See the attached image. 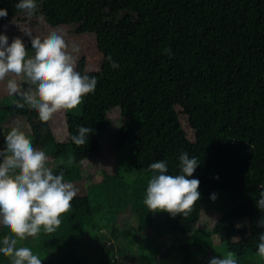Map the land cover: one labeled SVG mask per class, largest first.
Segmentation results:
<instances>
[{"label": "trees", "instance_id": "obj_1", "mask_svg": "<svg viewBox=\"0 0 264 264\" xmlns=\"http://www.w3.org/2000/svg\"><path fill=\"white\" fill-rule=\"evenodd\" d=\"M16 2L0 0V8L8 11L0 18V32L14 38L20 25L40 16L51 26H70L79 34L95 30L101 52L98 69L86 70L83 58L76 62V71L96 77L95 91L65 113V140L45 145L57 155L53 171L62 170L65 182H71L78 194L69 211L61 214L56 231L42 232L46 255L34 254L42 264H130L135 257L127 251L129 240V248L136 244L142 253L147 250L142 257H153L155 263L161 258L164 264H174L170 258L175 252L180 264H208L215 240L210 230L195 227L201 206L219 192L245 205L259 198L264 185V0H44L32 16L16 9ZM100 14L111 24L97 23ZM188 34L195 39L196 72L205 83L203 105L217 113L214 129L208 132L189 123L182 110L188 103L181 108L175 101L174 76L188 75L178 65L174 72L173 66L180 63L178 49ZM21 39L31 53L30 42ZM108 56L117 62V69L110 67ZM17 103L22 102L0 106V130L9 114L24 116L31 129L48 126L50 120H39L27 106L17 110ZM119 118L123 123L109 136L106 152L103 134ZM78 125L94 130L79 146L71 140ZM123 145L129 160L120 168L111 150L117 155ZM182 152L200 162L193 173L200 180V199L187 215L168 213L158 221L144 204L152 172L149 166L139 171L137 163L147 156L154 157L151 163L166 160L168 174L176 175ZM96 154L113 160L103 166L102 179L83 191L76 184L81 180L78 163ZM124 212L141 226L128 225L131 219L118 227L115 219ZM261 215L247 218V234L241 240L220 237L221 247L238 264H264L257 254L258 234L264 231L256 227ZM94 221H100L108 237L92 259L81 247L92 246L91 236L99 230L93 229ZM160 227L164 233L188 234L189 241L156 243L152 235ZM148 228L156 230L147 238L142 232ZM8 236L11 233L0 229V241ZM0 264H10V259L0 257Z\"/></svg>", "mask_w": 264, "mask_h": 264}, {"label": "clouds", "instance_id": "obj_2", "mask_svg": "<svg viewBox=\"0 0 264 264\" xmlns=\"http://www.w3.org/2000/svg\"><path fill=\"white\" fill-rule=\"evenodd\" d=\"M43 3L44 0H17L15 8L32 16ZM7 15V9L0 8V18ZM23 35L30 42V56L21 38L14 37L9 42V37L0 32V81L7 77L6 94L22 102L15 105L17 110L23 111L27 106L46 122L60 110L76 108L83 96L95 91L96 77L74 69L73 56L62 34H50L43 41L33 39L29 31H23ZM76 51L74 46L72 52ZM107 60L113 69L119 67L111 56ZM21 79L23 86L18 84ZM93 131L78 125L71 140L75 145H84ZM178 159L176 175L168 174L166 160L149 165L152 176L144 204L150 211L187 215L200 199V180L193 176L200 163L198 158L182 152ZM47 160L45 152L33 148L31 141L17 130L6 136L0 151V229L11 236L0 241V257L9 258L10 264H42L29 247H17L18 240L36 237L42 230L55 232L61 224V214L69 211L77 195L73 185L65 182L64 172H54ZM210 199L215 200L216 194L212 193ZM255 204L262 213L256 227L264 229V185L260 186ZM257 254L264 258V231L258 234ZM208 264H238V259L228 253L222 258L213 256Z\"/></svg>", "mask_w": 264, "mask_h": 264}, {"label": "rangeland", "instance_id": "obj_3", "mask_svg": "<svg viewBox=\"0 0 264 264\" xmlns=\"http://www.w3.org/2000/svg\"><path fill=\"white\" fill-rule=\"evenodd\" d=\"M111 19L102 14L98 15L97 23L102 24H111ZM23 31L31 32L32 38L35 39H46L50 34H62L68 45V51L71 52L73 56V64L75 67L76 62L83 58L85 63L86 70L98 69L101 60V52L99 48V44L97 41V37L94 33L95 30L85 31L83 33H76L73 31V28L66 25L60 26H51L44 22V20L40 16H34L29 19L25 25H20L18 29L14 32L15 37L21 38L23 35ZM9 37V42H11L12 37L11 34H6ZM78 48V51L72 52L73 47ZM179 59L180 63L174 64L173 69L176 72L177 65L181 67V70L187 71V76H179L175 74L174 81L176 83V93H175V101L182 108V104L188 103L186 109L182 108L186 117H188L189 123L197 130L202 132H208L209 130H213L215 126V118L217 113L208 105L204 104V80L199 78L198 72V60L196 58L195 53V39L191 36L186 35L179 46ZM29 56L31 55L30 52ZM197 71V72H196ZM197 73V77H194ZM7 82V77L4 81H0V106H8L9 104L17 102L14 97H9L5 91V85ZM18 84L23 86L22 79L18 81ZM26 87V86H25ZM72 110V109H70ZM69 112V110H60L57 113H54L50 118V123L48 126L31 129L25 117L19 114L16 115H6V121L1 125L0 130V151L4 149V141L6 136L10 134L11 131L17 130L21 134H23L26 139L31 141L33 148L43 150L48 157L47 164L48 166L55 169L57 165V155L54 152L48 150V147L45 145L50 141H64L67 135L66 122H65V113ZM113 121V120H112ZM125 121V119H124ZM123 123V119L119 118L112 122L107 131L103 134L104 138L102 139V144L104 145V149L107 152L109 147L107 143H110V137L115 135L114 131L116 128H119L120 124ZM114 131L113 134L109 135L110 132ZM102 136V137H103ZM110 136V137H109ZM127 145H123L120 147L118 154L116 155L111 150V156L117 157V165L120 168H124L128 163L129 156L125 154ZM130 146H128L129 148ZM110 156L108 158L113 160ZM106 157L101 154H96L95 156H90L78 163L81 180H79L76 184L79 189L85 191L90 186L99 182L102 179V168L103 166L108 165V160L106 161ZM141 160L137 163L139 171L147 168L151 162L154 160V157L147 156L146 158L142 157ZM145 161V162H142ZM123 164V165H122ZM71 183V182H68ZM78 192V191H77ZM78 194V193H77ZM219 195H216V199L209 201H205L201 206L199 218L195 223V227L204 228L210 230L212 233V237L215 240L214 248L212 253L210 254V258L213 256L221 257L226 256L228 253L225 249L221 247L222 241L220 239L223 236L226 239L233 237L237 240H241L246 234V222L247 218L251 215L261 213L260 210L256 207L255 201L248 202L245 205H237L227 197L226 193L219 192ZM158 221L163 220L167 217L168 212L165 211H155L153 214ZM132 217L128 216L125 212L117 216L116 225L122 228L127 220H131ZM155 221V225L158 222ZM100 221H94L93 229H99L98 231L93 233L91 236V247L86 245L81 249H85L86 254L89 258H96V251L101 246L103 240L108 237L104 229L103 225L99 223ZM128 222V221H127ZM133 228H139L141 225L137 224V218L134 217L130 222L127 223ZM231 226L232 228H228ZM155 227V226H154ZM143 228V227H141ZM161 229V230H160ZM231 229V231H230ZM156 228L145 229L142 233L143 236L149 237L150 234L154 233ZM161 231V234L159 233ZM43 230L36 237H26L24 240H18L17 246L21 247H29L33 254L37 252V255L42 258L46 255V251H44L45 238L42 234ZM157 235V236H156ZM142 236V237H143ZM156 237V243H165L173 242V243H184L189 241L188 234H180L176 232H166L164 233L163 228H157L156 234L152 235ZM9 237V236H8ZM147 237V238H148ZM246 237V236H245ZM137 243V242H135ZM134 244V243H133ZM132 244V245H133ZM125 245H127V251L129 254H132V257H135L131 261L130 264H164V261L159 258V261L155 263L153 257L145 256L144 259L142 256L143 253L146 252L141 251L138 248V245H133L131 248V242L129 240L125 241ZM40 246V247H38ZM156 246L155 242L151 244L150 249H154ZM44 247V248H42ZM92 248V250H89ZM94 251V252H93ZM95 253V256H94ZM174 257V258H173ZM173 257L170 260L174 261V264H180L179 258H176V254L174 252ZM176 258V260H175ZM209 258V259H210ZM127 259V258H126ZM157 258L155 259V261Z\"/></svg>", "mask_w": 264, "mask_h": 264}]
</instances>
